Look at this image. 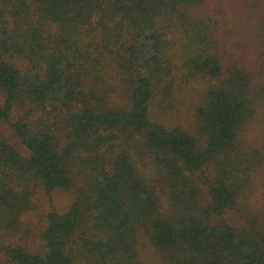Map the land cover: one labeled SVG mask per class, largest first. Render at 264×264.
<instances>
[{
	"label": "trees",
	"instance_id": "trees-1",
	"mask_svg": "<svg viewBox=\"0 0 264 264\" xmlns=\"http://www.w3.org/2000/svg\"><path fill=\"white\" fill-rule=\"evenodd\" d=\"M0 264H264V0H0Z\"/></svg>",
	"mask_w": 264,
	"mask_h": 264
},
{
	"label": "rangeland",
	"instance_id": "rangeland-1",
	"mask_svg": "<svg viewBox=\"0 0 264 264\" xmlns=\"http://www.w3.org/2000/svg\"><path fill=\"white\" fill-rule=\"evenodd\" d=\"M202 194L200 195L201 203L203 204L204 189L202 187ZM71 191L65 189L53 190L51 197L46 195L38 186L32 185L31 201L34 207L27 213L25 221L27 227L23 236L19 237L18 241L24 242L26 246L34 251L40 249L41 243L39 240V231L44 225L45 214L51 207L58 210H65L71 202Z\"/></svg>",
	"mask_w": 264,
	"mask_h": 264
}]
</instances>
